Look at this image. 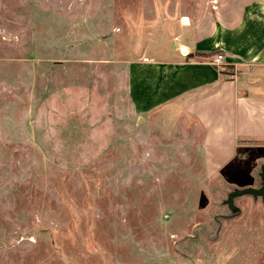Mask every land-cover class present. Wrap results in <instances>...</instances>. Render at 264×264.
I'll return each instance as SVG.
<instances>
[{
    "label": "rangeland",
    "instance_id": "obj_1",
    "mask_svg": "<svg viewBox=\"0 0 264 264\" xmlns=\"http://www.w3.org/2000/svg\"><path fill=\"white\" fill-rule=\"evenodd\" d=\"M260 4L0 0V264H264L261 200L215 238L264 142L210 176L190 111L192 70L233 72L199 49Z\"/></svg>",
    "mask_w": 264,
    "mask_h": 264
},
{
    "label": "crops",
    "instance_id": "obj_2",
    "mask_svg": "<svg viewBox=\"0 0 264 264\" xmlns=\"http://www.w3.org/2000/svg\"><path fill=\"white\" fill-rule=\"evenodd\" d=\"M199 50H220L233 69L232 75L208 65L192 70L202 92L190 111L204 129L205 168L213 176L235 159L240 145L264 142V12L245 13L238 26Z\"/></svg>",
    "mask_w": 264,
    "mask_h": 264
},
{
    "label": "water",
    "instance_id": "obj_3",
    "mask_svg": "<svg viewBox=\"0 0 264 264\" xmlns=\"http://www.w3.org/2000/svg\"><path fill=\"white\" fill-rule=\"evenodd\" d=\"M258 167L259 169L256 172V176L259 180V183L257 187L238 188L236 186H232L230 188L231 191L228 193L227 198L222 202V206L227 207L228 213L226 215L217 216L215 219L216 224H218L215 238L218 236V233L221 230L220 227L222 220L230 221L241 214V208L236 205V201L239 198L248 196L251 197L255 203L258 200H261L262 204L264 205V162H260Z\"/></svg>",
    "mask_w": 264,
    "mask_h": 264
},
{
    "label": "built area",
    "instance_id": "obj_4",
    "mask_svg": "<svg viewBox=\"0 0 264 264\" xmlns=\"http://www.w3.org/2000/svg\"><path fill=\"white\" fill-rule=\"evenodd\" d=\"M224 62H225V57L222 54H218L215 56L214 64L216 66H221V65L225 64Z\"/></svg>",
    "mask_w": 264,
    "mask_h": 264
}]
</instances>
